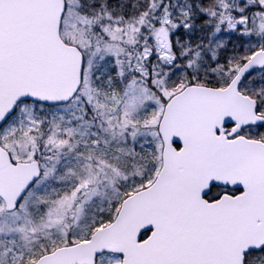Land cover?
Masks as SVG:
<instances>
[{
    "label": "snow or ice",
    "instance_id": "6c2138e0",
    "mask_svg": "<svg viewBox=\"0 0 264 264\" xmlns=\"http://www.w3.org/2000/svg\"><path fill=\"white\" fill-rule=\"evenodd\" d=\"M0 264H264V0H0Z\"/></svg>",
    "mask_w": 264,
    "mask_h": 264
}]
</instances>
